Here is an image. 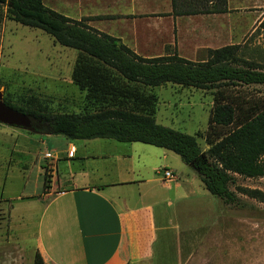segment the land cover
<instances>
[{
  "label": "crops",
  "instance_id": "1",
  "mask_svg": "<svg viewBox=\"0 0 264 264\" xmlns=\"http://www.w3.org/2000/svg\"><path fill=\"white\" fill-rule=\"evenodd\" d=\"M43 3L75 21L94 19L87 25L144 58L186 57L193 42L186 39L190 29L183 25L194 17L212 16L174 17L172 0ZM7 127H0V176L5 175L0 205L6 213L0 222V264H34L37 253L47 264L198 263L208 232L217 215L221 218L220 205L215 211L201 206L199 199L211 194L191 166L176 161L179 156L142 143L63 140L50 135L43 123L26 135ZM13 137L10 156L4 155L6 139ZM18 157L28 160L20 167L26 185L13 205L14 199H5L4 193ZM163 170L175 178L163 180ZM181 170L185 177L179 176ZM18 206L26 213L18 225L26 229V240L31 239L26 243L15 232ZM192 213L210 216L211 225L191 226Z\"/></svg>",
  "mask_w": 264,
  "mask_h": 264
},
{
  "label": "trees",
  "instance_id": "2",
  "mask_svg": "<svg viewBox=\"0 0 264 264\" xmlns=\"http://www.w3.org/2000/svg\"><path fill=\"white\" fill-rule=\"evenodd\" d=\"M174 17L222 15L229 12V0H172ZM8 18L22 26L43 31L60 46L80 53L73 80L106 106L94 113L51 114L9 102L8 107L47 126L50 135L70 141L110 139L120 143H142L173 152L199 175L206 190L232 206L239 198L230 190L234 176L264 177V106L252 113L244 110L222 91L215 98L202 152L197 137L157 122L154 98L135 96L133 108L125 106L129 94L116 85L119 78L144 88L166 84L212 90L228 86H264V54L241 45L207 50L203 61L194 62L177 54L144 58L135 55L118 39L101 33L87 22L75 21L49 8L43 0H0ZM112 103V104H109ZM135 107V108H134ZM47 187V184H46ZM240 194L264 203L258 190L239 189ZM34 264H47L37 253Z\"/></svg>",
  "mask_w": 264,
  "mask_h": 264
},
{
  "label": "rangeland",
  "instance_id": "3",
  "mask_svg": "<svg viewBox=\"0 0 264 264\" xmlns=\"http://www.w3.org/2000/svg\"><path fill=\"white\" fill-rule=\"evenodd\" d=\"M183 26L190 29V35L186 36V39L189 40L188 42L190 40L193 42L192 48L187 46L186 57H183L190 61H203L207 50L228 45H241L247 47L250 52L264 54V0H230L227 14L194 17ZM64 48L43 31L10 20L7 9L1 8L0 96L2 101L19 107L41 109L51 114L94 113L105 107L106 100H97L98 98L92 97L88 91H83L76 85L73 73L80 53ZM116 81L118 87L127 90L128 96L132 94L124 101L125 106L133 108L135 96L138 95L139 98H154L157 122L196 136L204 154H207L210 148L206 141L209 118L219 91H222L227 99L234 100L244 110L252 113L256 108L264 106V86L261 85L239 84L199 90L166 84L152 89L127 83L119 78ZM1 126L4 125L0 124ZM7 128L26 135V130ZM6 140V150L3 154L10 156V150L15 145V137ZM175 160L173 163L177 167L179 161H182L180 158L176 160L178 163ZM27 162L26 157L25 159L18 157L13 162L15 167L10 173V180L4 193L5 199L11 197L14 199L13 205L18 203L16 198L22 187L26 185V174H22L20 167L22 163L27 165ZM262 163L264 164V158ZM188 171L191 177L195 176L193 169L188 168ZM183 173L184 171L181 170L179 176L185 177L186 174ZM4 178L3 174L0 178V192ZM239 189L258 190L264 194V177L248 179L234 176L230 190L239 198L238 205H226L209 194L208 197L199 199L201 206H205L210 211H215L216 206L220 205L217 214H221V218L217 215L214 229L208 232L198 254L199 258L196 260L198 263L194 264H264V203L240 194ZM18 210L15 220L19 222L15 223L17 226L15 232L20 241L26 243L31 239L26 240V229L18 226L21 222L20 217L26 218V213L19 206ZM193 213L191 216L195 221L191 226L211 225L210 216L205 217L203 214L195 213L193 217ZM5 216L6 213L0 205V222H3ZM170 250L174 252L172 248Z\"/></svg>",
  "mask_w": 264,
  "mask_h": 264
},
{
  "label": "water",
  "instance_id": "4",
  "mask_svg": "<svg viewBox=\"0 0 264 264\" xmlns=\"http://www.w3.org/2000/svg\"><path fill=\"white\" fill-rule=\"evenodd\" d=\"M0 124L20 128L23 130H34V120L8 107L0 96Z\"/></svg>",
  "mask_w": 264,
  "mask_h": 264
},
{
  "label": "built area",
  "instance_id": "5",
  "mask_svg": "<svg viewBox=\"0 0 264 264\" xmlns=\"http://www.w3.org/2000/svg\"><path fill=\"white\" fill-rule=\"evenodd\" d=\"M47 158H50L49 155H47ZM162 178L165 181H171L175 178L174 173L172 171L169 170H163L162 172Z\"/></svg>",
  "mask_w": 264,
  "mask_h": 264
},
{
  "label": "flooded vegetation",
  "instance_id": "6",
  "mask_svg": "<svg viewBox=\"0 0 264 264\" xmlns=\"http://www.w3.org/2000/svg\"><path fill=\"white\" fill-rule=\"evenodd\" d=\"M34 126H35V127L42 126L41 121H36V120H34Z\"/></svg>",
  "mask_w": 264,
  "mask_h": 264
}]
</instances>
